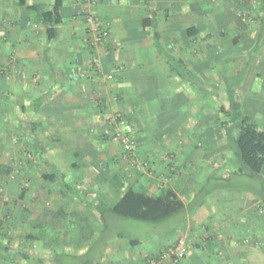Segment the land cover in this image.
<instances>
[{"label": "crops", "instance_id": "obj_1", "mask_svg": "<svg viewBox=\"0 0 264 264\" xmlns=\"http://www.w3.org/2000/svg\"><path fill=\"white\" fill-rule=\"evenodd\" d=\"M62 1L63 23L53 43H48L43 25H28L25 29L29 39L37 36L42 40V49L37 52L44 55L47 64L43 67L50 69L56 86L50 99L59 101L58 110L68 124L81 126L86 120L98 127L100 117L119 112L135 116L138 110L146 116H161L159 108L163 107L159 103L164 100L171 101V106L166 104L164 109H170L175 116H182L184 109L188 116L205 113L204 136L216 129L215 121L222 119L221 108L227 104L223 70L228 77L241 81L235 98L245 119L264 129V0H257L249 10L237 7L234 0ZM54 3L55 0H14V21L27 22L32 16L27 7L41 4L50 10ZM92 13L110 28L104 45L98 43V34L86 24V14ZM192 27L199 31L191 37L183 29ZM155 34L160 39L155 40ZM169 59L176 71L168 65ZM192 83L215 89L197 98ZM122 98L126 107L121 109ZM199 100L204 104L196 105ZM37 102L40 105L35 104V108L39 109L42 104L40 99ZM211 115L215 119L212 123ZM72 118L79 121L72 122ZM221 137L211 145L203 141L201 156L189 151L190 156L181 157L176 167L155 160L159 173L150 182L142 177L137 186L149 194L154 190L155 195L173 190L188 205L200 191L198 184L215 181L211 189H205L196 211L170 220L180 221L176 228L184 232L187 229V233H192L195 221L201 223L202 240L195 242L198 252L189 256H207L208 261L210 256L228 260L239 256L240 260L256 261L258 256H264V167L262 179L237 174L236 159L230 154L227 140ZM173 170L187 171L189 180L182 184L183 179L175 178ZM224 180L229 184H222ZM171 241L157 247L151 241L137 245L130 240L125 245L114 241L107 244L101 256H129L128 246H136L142 250L130 256L133 262L129 261L147 264L148 257L156 259L171 247ZM78 250L79 256L86 252L84 246ZM190 259L184 264H191Z\"/></svg>", "mask_w": 264, "mask_h": 264}, {"label": "rangeland", "instance_id": "obj_2", "mask_svg": "<svg viewBox=\"0 0 264 264\" xmlns=\"http://www.w3.org/2000/svg\"><path fill=\"white\" fill-rule=\"evenodd\" d=\"M92 14L95 19L90 23L88 19ZM92 14H86L91 32L98 34L106 30L110 34L104 21ZM21 21H14V0H0V264H132L130 256L142 250L136 246H128L129 256H101L108 243L115 241L125 245L129 239L151 241L154 247L171 240L172 247L184 240L189 249L181 264L189 258L191 264H264V256H258L256 261L240 260L239 256H233L232 260L210 256L209 261L207 256H189L198 252L195 242L202 238V225L198 221L192 225V233H187L184 221L185 232L176 228L180 221L150 224L110 215L109 222H104L102 214L91 208L90 203L95 196L92 193L107 196L113 203L117 201L106 186L110 172L124 170L138 185L142 177L150 182L159 173L155 160L176 167L181 157L190 156L189 151L198 156L203 148L205 113L200 111L196 116H188L184 109L182 116H175L170 109H164L166 104L171 106V101L163 100L159 103L163 107L159 108L161 116H146L138 110L135 116L119 112L100 117L98 127L86 120L81 126L68 124L58 110L59 101L50 99L51 90L56 86L51 81L50 69L43 67L47 64L44 55L37 52L42 49V40L37 36L29 39L26 33V26L37 28L39 24L34 15L29 16L27 22ZM29 42L34 45L29 46ZM193 87L197 98L205 94ZM39 99L42 107L36 109L35 102ZM122 100L121 109L126 107ZM198 103L204 104L200 100L196 105ZM209 118L211 123L215 120L213 115ZM73 121L79 120L72 118ZM127 122L134 128L135 160L145 162L140 170L132 167V160L124 158L122 144L112 138ZM81 127L84 129L79 131ZM230 154L234 157L231 151ZM173 172L175 178L183 179L182 184L189 180L187 171ZM44 174L55 175L57 182L46 183ZM14 178L26 188L21 200H15L8 193ZM221 183L228 185L229 180ZM214 184L215 181L198 184L200 196L203 197L205 189H211ZM153 193L154 190L150 195L156 196ZM44 208L61 210L65 216L38 226ZM72 212H80L87 221H77ZM92 232L94 237L84 246L85 254L79 256L78 247H82L79 240ZM122 233L127 237H120ZM30 236H37V239H30ZM147 260V264H165L163 256Z\"/></svg>", "mask_w": 264, "mask_h": 264}, {"label": "trees", "instance_id": "obj_3", "mask_svg": "<svg viewBox=\"0 0 264 264\" xmlns=\"http://www.w3.org/2000/svg\"><path fill=\"white\" fill-rule=\"evenodd\" d=\"M242 1L243 0H234L237 7L249 10L257 0ZM62 3V0H55V3L50 10L46 9L41 4H35L26 8L32 15H34L37 24H41L45 27L49 44L56 40L58 36V27L63 23V16L61 13ZM149 21L152 23V20ZM183 31H185L188 36L192 37L196 36L199 30L197 27H192L189 29H183ZM154 38L155 40H158L160 39V36L155 34ZM171 63L172 61L169 59L168 65L172 70L176 71ZM185 75L187 74L185 73ZM221 77L228 94L227 104L221 108V113L223 115L222 119L215 121L216 129L212 128L211 131H209V134L205 133L203 141H206L211 145L215 141H218L219 137L222 135V137L227 140L229 150L233 153L234 158L236 159L238 165L237 174L252 179H262L261 173L264 167V129L260 130L255 123L246 120L244 117L242 106L235 98L236 90L241 88V81H236L235 76L228 77L223 70L221 71ZM192 85L198 88L201 92L204 91V93L209 90L213 92L215 89H213L212 86H199L194 83H192ZM37 101L35 104L40 105V102ZM33 130L34 129H32V131ZM218 130H221L223 134L218 132ZM74 167L76 166L74 165ZM42 177L46 183L55 184L57 182L55 175L44 174ZM108 177L109 178L106 180V186L113 197L117 198L116 203L111 202V200L104 195H97L95 193V196H93V200L90 203V207L97 209L98 212L102 214V220L106 223L109 222L108 216L112 215L125 220L158 224L176 217H184L186 214L196 211L202 204V197L200 196L201 192L197 193L192 202L187 205L173 190L166 189L162 195L160 194L156 196L141 191L136 182H129V178H127L123 172H110ZM8 193L9 196L15 200H21L25 197L26 188H24L20 180L14 178L9 184ZM72 215L77 221H87V219L82 218L80 212H72ZM61 216H65L61 210L52 211L44 208V212L40 216L41 220L37 225H43V222L45 221H50L52 223L53 220H57ZM51 223H48V225H52ZM119 236L127 237L125 233H122ZM93 237L94 232L90 233V235L88 234L87 236H84L82 241L79 240V243L81 244L80 246L89 244ZM30 239H37V236H30ZM129 240L135 245L140 242L138 239ZM92 249L93 247L89 248L88 253ZM166 251L167 249L165 252ZM165 252L160 254V256H163Z\"/></svg>", "mask_w": 264, "mask_h": 264}, {"label": "built area", "instance_id": "obj_4", "mask_svg": "<svg viewBox=\"0 0 264 264\" xmlns=\"http://www.w3.org/2000/svg\"><path fill=\"white\" fill-rule=\"evenodd\" d=\"M88 21L91 23L95 19V15H90ZM110 37V34L108 31H102L98 33L97 41L99 44H103L105 41H107ZM134 128L127 123L122 124V129H117L112 138L114 141L119 142L122 144V147L124 148V158L128 160H132V167L137 169H142L145 164L138 163L135 160L134 154L136 153V144L132 140V134H133ZM189 247L187 245V242L184 240H179L175 245L169 248L163 255V260L165 264H181L182 260L187 255Z\"/></svg>", "mask_w": 264, "mask_h": 264}]
</instances>
